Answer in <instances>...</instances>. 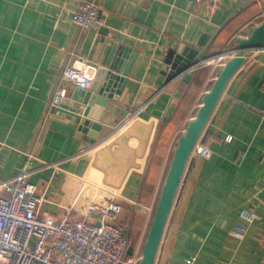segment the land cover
Here are the masks:
<instances>
[{"label":"crops","instance_id":"obj_1","mask_svg":"<svg viewBox=\"0 0 264 264\" xmlns=\"http://www.w3.org/2000/svg\"><path fill=\"white\" fill-rule=\"evenodd\" d=\"M85 1L100 7V28L74 22ZM263 18L264 0H0V178L34 156L31 180L57 217L65 206L83 217L89 202L119 191L126 199L119 223L139 247L174 143L221 65L215 56ZM187 47L210 59L168 80L167 52ZM79 57L95 76L114 64L128 71L103 114L107 123L144 102L117 129L104 125L96 145L74 122L106 73L84 92L65 82ZM60 85L68 89L66 114L56 118L49 101ZM201 139L211 155H191L155 264H264V48L233 77ZM243 210L254 212L253 222Z\"/></svg>","mask_w":264,"mask_h":264},{"label":"built area","instance_id":"obj_2","mask_svg":"<svg viewBox=\"0 0 264 264\" xmlns=\"http://www.w3.org/2000/svg\"><path fill=\"white\" fill-rule=\"evenodd\" d=\"M219 1L196 0L213 4ZM73 20L84 30L103 25L100 7L94 1L82 2L73 13ZM228 49L230 47L215 56L221 66L233 54V50L225 52ZM200 63L202 61L191 68ZM63 80L87 90L93 85L95 73L89 61L79 57L64 71ZM67 97L68 89L64 85L52 93L49 112L53 117L65 116ZM143 103L141 100L134 112H128L127 118L138 114L135 111ZM3 145L0 142V149ZM193 153L205 158L211 155L210 149L200 141ZM26 156L20 172L10 178H0V264H138L141 253L131 247L128 231L119 223L126 200L119 191L103 202H89L83 217L72 216L75 208L69 206L62 208L64 216L57 217L44 210V203L49 200L39 193L37 184L31 180L39 167L33 166L34 156ZM241 216L250 222L256 217L250 210H243Z\"/></svg>","mask_w":264,"mask_h":264},{"label":"water","instance_id":"obj_3","mask_svg":"<svg viewBox=\"0 0 264 264\" xmlns=\"http://www.w3.org/2000/svg\"><path fill=\"white\" fill-rule=\"evenodd\" d=\"M203 41L204 38L199 42V45H203ZM261 48H264V18L258 24L247 28L243 35L238 36L234 40L230 49L225 51L233 50L231 58L219 67L214 81L202 97L194 116L177 137L159 190L138 264L156 263L164 232L193 150L204 135L229 83L245 65L251 52ZM221 53L223 52L219 54ZM199 54L200 50L188 47L184 50L180 48L178 52L175 48L170 49L166 54L163 66L168 80L177 77L200 61L209 58H198ZM101 71L106 73L105 81L102 82L101 86L96 88L95 85L90 91L78 88L82 92L86 91V93L81 106L78 108L79 115L76 116L74 122L79 130L93 137L90 140L93 145L98 143L97 138L101 131L104 130V125H111L113 129H117L128 116V112L124 111L120 115V120L111 123H107L106 118L103 117V114L113 106V104L109 103V100H117V95L119 94L116 93V87L118 85L119 89L123 87L126 77H128L127 69L125 72V69H122L118 64H114L108 69L99 68L95 79ZM121 72L123 73L120 74ZM96 112H100L101 115L96 116Z\"/></svg>","mask_w":264,"mask_h":264},{"label":"rangeland","instance_id":"obj_4","mask_svg":"<svg viewBox=\"0 0 264 264\" xmlns=\"http://www.w3.org/2000/svg\"><path fill=\"white\" fill-rule=\"evenodd\" d=\"M225 49H226V48H225ZM225 49H224V50H225ZM224 50H222L221 52H223ZM219 53H220V52H219ZM219 53H218L217 55H219ZM219 67H221V65H220ZM201 140H202V139H201ZM201 140H200V143H202ZM113 192H117V191H113ZM112 195H114V193H113ZM132 243H133V242H132ZM143 243H144V242H143ZM143 243L139 244V245H140L139 247H136V248H137V249L135 250L136 252H137V250H138V252L141 253V251H142V247H143ZM133 244H134V245H133ZM133 244H132V246H131L132 248L135 247V243H133ZM139 255H141V254H139Z\"/></svg>","mask_w":264,"mask_h":264},{"label":"trees","instance_id":"obj_5","mask_svg":"<svg viewBox=\"0 0 264 264\" xmlns=\"http://www.w3.org/2000/svg\"><path fill=\"white\" fill-rule=\"evenodd\" d=\"M171 154H172V152H171ZM170 158H171V155H170ZM169 161H170V159H169ZM169 164V163H168ZM168 167V166H167ZM166 170H167V168H166ZM166 173V172H165ZM165 176V175H164ZM163 179H164V177H163ZM132 246V245H131ZM132 251V250H131Z\"/></svg>","mask_w":264,"mask_h":264}]
</instances>
